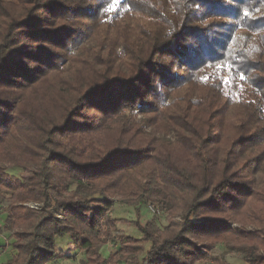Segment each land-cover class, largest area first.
<instances>
[{"label":"trees","instance_id":"obj_1","mask_svg":"<svg viewBox=\"0 0 264 264\" xmlns=\"http://www.w3.org/2000/svg\"><path fill=\"white\" fill-rule=\"evenodd\" d=\"M259 168L264 0H0L2 264L69 257L65 234L83 264H194L217 242L264 264ZM136 195L172 217L103 257L114 196Z\"/></svg>","mask_w":264,"mask_h":264},{"label":"rangeland","instance_id":"obj_2","mask_svg":"<svg viewBox=\"0 0 264 264\" xmlns=\"http://www.w3.org/2000/svg\"><path fill=\"white\" fill-rule=\"evenodd\" d=\"M75 51V49H73ZM167 101V98L165 99ZM133 115L136 120L141 118V112L139 109L134 110ZM148 129V128H146ZM168 138L174 140V135H167ZM6 171L10 174L16 175L18 177L27 178L30 172L23 171L22 169H17L11 166H7ZM152 173L153 171H150ZM264 170L262 168L256 169L253 173L255 184H260L262 179V174ZM160 180V177L157 176ZM9 192L3 191V197H0V264L6 262L13 254V249L10 245H7L11 238V230L6 229V213L2 210L8 206ZM31 207H39L40 203L29 202L27 203ZM150 205H153L156 212H152ZM109 217L114 219V228L112 230L113 238L107 243L100 246L99 251L101 255L108 258L111 253L116 252L120 248V240L117 238L118 235H132L141 236V232L137 227V222L145 223L149 222L155 227H162L166 225L169 219L172 217L171 212L165 208H161L158 204L151 201H146L145 203H140L138 196L131 199H126L125 197L114 196L112 201L111 210L108 212ZM180 211L173 214L175 219H180ZM229 225L232 228H242L243 225L239 222H230ZM248 229H256L253 224L245 226ZM6 245V246H5ZM149 244H145V248ZM244 247L239 246V248L227 246L222 242H217L214 246L206 251L202 248L201 252L205 253V257L194 263V264H252L246 260V253H244ZM55 249L68 255L69 257H60L49 261L48 264H83L82 261L86 259V253L82 250H78L77 247L72 242L70 235L65 234L63 236H57L55 238ZM262 250H260L261 252ZM264 252V250H263ZM100 264H124L123 261L109 260L107 262H102Z\"/></svg>","mask_w":264,"mask_h":264},{"label":"built area","instance_id":"obj_3","mask_svg":"<svg viewBox=\"0 0 264 264\" xmlns=\"http://www.w3.org/2000/svg\"><path fill=\"white\" fill-rule=\"evenodd\" d=\"M149 207H150V209H151V211H152L153 213L156 212V210H155V208H154L153 205H150V204H149Z\"/></svg>","mask_w":264,"mask_h":264},{"label":"crops","instance_id":"obj_4","mask_svg":"<svg viewBox=\"0 0 264 264\" xmlns=\"http://www.w3.org/2000/svg\"><path fill=\"white\" fill-rule=\"evenodd\" d=\"M48 264V263H47Z\"/></svg>","mask_w":264,"mask_h":264}]
</instances>
